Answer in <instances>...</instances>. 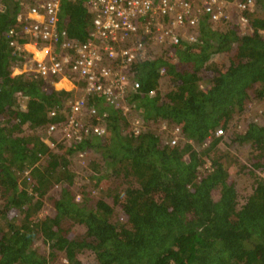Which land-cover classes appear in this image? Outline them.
I'll return each instance as SVG.
<instances>
[{
	"label": "trees",
	"instance_id": "obj_1",
	"mask_svg": "<svg viewBox=\"0 0 264 264\" xmlns=\"http://www.w3.org/2000/svg\"><path fill=\"white\" fill-rule=\"evenodd\" d=\"M0 1V264H52L59 251L66 262L58 264H86L79 257L86 249L96 254L90 264H264V179L239 205L235 179L214 154L222 141L216 129H227L251 94L264 98V0H257L263 14L248 12L246 33L236 16L227 29H214L204 18L197 41L135 64L141 87L130 101L145 118L141 133L128 134V119L101 98L100 112H109L108 132L70 143L58 140L48 126L64 118L49 111L72 91L32 74H13L27 58L25 50L20 58L14 53L7 35L21 25L22 4ZM86 2L62 0L61 20L81 40L93 30ZM162 78L170 80L166 89ZM163 119L181 125L186 138L178 145L148 126ZM261 122L251 120L235 140L250 142L253 166L264 169ZM27 129L33 132L25 134ZM86 149L99 151L105 164L92 161L95 178L105 167L123 180L125 187L113 198L125 220L113 218L114 206L104 198L95 205L85 195L77 199L71 156ZM30 167L31 175H41L32 187L19 179ZM53 183H61L58 196L47 195ZM44 199L52 201L54 214L39 216ZM72 221L84 224L85 233L73 235ZM38 237L49 245L48 256L34 246Z\"/></svg>",
	"mask_w": 264,
	"mask_h": 264
},
{
	"label": "built area",
	"instance_id": "obj_2",
	"mask_svg": "<svg viewBox=\"0 0 264 264\" xmlns=\"http://www.w3.org/2000/svg\"><path fill=\"white\" fill-rule=\"evenodd\" d=\"M21 4V25L12 26L7 32L14 53L22 57L28 42L49 43L50 52L36 57L27 51L26 60L16 67L54 84L64 77L77 85L61 86L72 93L63 104L49 111L52 117L64 118L51 122L48 131L58 132L61 139L70 143L85 135L101 137L108 132L109 112H100L101 98L128 119V134L141 133L146 121L130 96L141 87L134 66L150 57L146 54L148 40L172 51L181 42L192 44L198 40L202 19L207 18L217 29L214 24L231 21L232 14L246 33L247 27L251 29L248 12L254 10L257 0H87L93 14V30L87 40L70 36L61 20L62 0H21ZM157 124L172 146L186 138L178 123L163 119ZM224 131L219 127L215 133L223 135ZM46 141L51 147L56 146L55 142ZM203 167L210 169L211 161L207 160ZM30 172V168L24 172L29 179Z\"/></svg>",
	"mask_w": 264,
	"mask_h": 264
},
{
	"label": "rangeland",
	"instance_id": "obj_3",
	"mask_svg": "<svg viewBox=\"0 0 264 264\" xmlns=\"http://www.w3.org/2000/svg\"><path fill=\"white\" fill-rule=\"evenodd\" d=\"M2 7L3 5L0 1V9H3ZM253 11L257 15L263 14V10L259 4L255 6ZM234 17L235 15L232 14V20L234 19ZM231 21L219 22L214 24V26L218 29H227ZM147 46L148 47L146 54L150 56L161 54L169 55V52L171 51L160 44L152 42V40L150 39L148 40ZM218 56L219 55L216 54L214 57L218 58ZM12 72L13 74L20 73L21 70H17V67L15 66L13 67ZM169 82L170 80H168L167 78H162L160 85L161 89H166L169 85ZM24 104L25 102L23 103V105ZM251 120L258 122L264 121V98H259L255 94H251V97L247 100L245 110L236 113L234 119L230 123V126L227 129L225 128V131L222 135V141L216 147H214V154L220 157V159L226 165V168L230 171L231 175L235 179L239 196L238 199L240 201L239 205L245 202L246 197H248L254 191V188L257 185V180L264 179V169L255 168L252 164V161L250 160V158H252L251 155L253 150V146L251 145V143H241L238 140H235L236 134L244 130ZM148 126L153 128L158 134L161 135V131L157 122H151L150 124H148ZM32 132L33 130L30 129L25 130V134H31ZM53 134L58 140L62 138V136L58 132ZM164 140H166L165 137ZM56 146L55 148H57ZM195 146L197 148H201L202 144L195 143ZM83 152L84 154L76 152L71 156L72 163L70 165V169L75 173V179L72 186L77 193V199L79 198L78 200H81L85 195L89 199V202L92 205H95L96 200L99 197L104 198L114 206V219H126L121 205L119 203H116L113 198L114 194L117 192V189H122L125 187L123 180L121 178L116 179L117 176H114V174L111 173V170L105 171V167L102 168V170L104 171L103 176L98 179L95 178V176L93 175L94 170L92 161L98 160L102 164H104L102 155L95 149H86ZM44 164L45 159L40 160L39 165L44 166ZM30 171H33L31 167ZM33 175L31 179L28 178L27 180L25 179L26 176L24 172H22L19 174V179L21 181H25L28 186L32 187L33 182L36 183V180L38 181V179L41 178L40 174L34 175L35 177ZM60 186L61 183H53L52 185H50L47 189V195L58 196L60 194ZM2 203L3 199L0 189V205H2ZM54 213L55 209L52 201L49 199H44V203L39 210V216ZM69 226L72 229V234L76 236L82 235L86 231V226L79 222L72 221L69 223ZM34 246L41 254H44L46 256L49 255L51 249L49 245L44 242L42 237H38L34 241ZM79 257L86 264H90L96 260V254L91 249H86L85 251L81 252L79 254ZM60 262H66L64 251L57 252L56 258L52 261V264H58Z\"/></svg>",
	"mask_w": 264,
	"mask_h": 264
},
{
	"label": "crops",
	"instance_id": "obj_4",
	"mask_svg": "<svg viewBox=\"0 0 264 264\" xmlns=\"http://www.w3.org/2000/svg\"><path fill=\"white\" fill-rule=\"evenodd\" d=\"M25 48L27 49V51L32 56H36V57H43L48 52H50L49 51L50 45H49V43H45V42H40V43L28 42L25 45ZM20 68H17V70H19ZM55 85H56V87H59V88L61 86H63V85H65L66 88H68V87H72V88L77 87L75 82L69 81L68 79H64V77H62L60 79H57Z\"/></svg>",
	"mask_w": 264,
	"mask_h": 264
},
{
	"label": "clouds",
	"instance_id": "obj_5",
	"mask_svg": "<svg viewBox=\"0 0 264 264\" xmlns=\"http://www.w3.org/2000/svg\"><path fill=\"white\" fill-rule=\"evenodd\" d=\"M87 3V2H86ZM99 137V136H98Z\"/></svg>",
	"mask_w": 264,
	"mask_h": 264
}]
</instances>
